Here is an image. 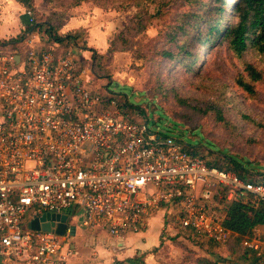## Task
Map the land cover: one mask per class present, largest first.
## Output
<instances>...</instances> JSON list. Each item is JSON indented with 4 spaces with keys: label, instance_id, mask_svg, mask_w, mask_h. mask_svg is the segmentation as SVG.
Masks as SVG:
<instances>
[{
    "label": "built area",
    "instance_id": "2783aa9c",
    "mask_svg": "<svg viewBox=\"0 0 264 264\" xmlns=\"http://www.w3.org/2000/svg\"><path fill=\"white\" fill-rule=\"evenodd\" d=\"M26 36L23 54L0 49V264H68L67 219L77 209L83 228L121 246L159 208L192 240L236 239L264 264L263 234L255 227L237 239L223 205L248 197L264 204V180L209 166L147 120L125 118L108 89L91 88L75 48L56 55ZM46 215L53 219L39 225L48 231L31 228Z\"/></svg>",
    "mask_w": 264,
    "mask_h": 264
},
{
    "label": "rangeland",
    "instance_id": "374dc122",
    "mask_svg": "<svg viewBox=\"0 0 264 264\" xmlns=\"http://www.w3.org/2000/svg\"><path fill=\"white\" fill-rule=\"evenodd\" d=\"M204 4L208 12L212 7L218 11L222 6L214 0H33L35 18L50 22L54 32L73 19L93 29L95 41L103 38L101 45H97L82 28L57 33L60 36L80 33L75 51L83 67L94 63L93 56H99L94 74L101 78H97L95 85L102 86V90L108 86L125 118L134 122L147 120L150 129H158L209 163L222 165L227 157H235L251 173L264 174V54L249 50L237 58L225 46L213 47L209 52L208 48L199 49L197 42L190 41V53H198L195 55L198 68L193 71H186L179 62L170 63L162 55L164 51L177 54L174 46L177 41L170 37L179 32L184 20L181 16L197 14L199 17ZM208 12L206 17H210ZM227 12L228 9L223 11L225 15H221L220 24L226 20ZM38 29L34 33L40 35L43 46H52L44 34L46 28ZM178 39L181 38L175 40ZM70 45L66 41L61 45L62 51L72 49ZM110 48L116 51L111 52ZM13 50L18 54L25 51ZM246 64L261 75L253 84V93L244 92L235 83ZM243 76L250 82L246 73ZM250 179L258 177L252 175ZM79 212L77 209L76 214ZM71 218L68 226L76 227L78 232L72 245L79 257L96 262L91 250L85 249L84 243L88 246L90 238L83 235L85 230ZM29 219L26 216V222ZM175 233L167 235L161 231L157 245L143 253L137 245L141 241L146 243L147 238L133 236L123 250L113 245L107 247L105 256L113 260L112 264H146L147 256L149 264H197L201 259L245 264L237 242L220 246ZM96 258L103 261L98 255Z\"/></svg>",
    "mask_w": 264,
    "mask_h": 264
},
{
    "label": "trees",
    "instance_id": "16d2710c",
    "mask_svg": "<svg viewBox=\"0 0 264 264\" xmlns=\"http://www.w3.org/2000/svg\"><path fill=\"white\" fill-rule=\"evenodd\" d=\"M25 9L32 14V25L29 30H35L41 27H45V33L56 43H63L68 41L69 43L76 42L80 39V33L67 34L65 36L57 35L54 32L50 22H42L37 20L36 12L33 6V0H17ZM198 1V0H193ZM215 3H220L222 6L217 11V8H213L205 11V4L202 6L203 12L199 17L197 14H184L181 16L184 18L179 26V32L170 37L171 40L177 41L174 46L178 49L177 54L174 55L173 51H164L163 56L169 58L170 63L174 61L184 65L186 71L196 70V56L192 55L189 51L190 41L198 43L199 47L208 48L207 51L213 49V47L225 46L229 53H232L237 58H240L247 51L264 54V0H214ZM228 9L227 18L222 24L224 13L223 11ZM207 12L210 13V17H206ZM223 14V17L221 16ZM196 21H190L191 19ZM202 25L200 28L199 25ZM204 28V29H203ZM179 35V36H178ZM181 38L180 40H175ZM191 39V40H189ZM23 37L11 39L9 41H0V48H6L7 46H14L21 42ZM178 45V46H177ZM2 46V47H1ZM111 49V48H110ZM200 49V48H199ZM115 52L116 50H110ZM188 60H184L185 58ZM99 56H93L92 59V71L95 73L96 59ZM243 73H246V77L250 79V82L245 80ZM243 73L237 75L235 78L236 86L241 88L244 92L253 93V84L257 82L261 75L257 72L252 65L246 64L243 68ZM101 78L100 76H97ZM112 96V94H109ZM114 96V95H113ZM188 154L199 156L194 152L184 149ZM205 159V158H204ZM206 160V159H205ZM207 162V161H206ZM209 166H214L220 170H226L233 172L241 179H247L250 181L264 180V174L258 172L256 174L250 172V168H246L238 158L227 157L222 165L213 164L207 162ZM256 175L258 179L251 180L250 176ZM224 210L226 213V219L224 226L237 235V239L250 236L253 228L258 226H264V204L257 203L251 197H248L244 201L235 202H223ZM189 231H181L179 235L188 236ZM191 239V238H190ZM233 242H238L234 240ZM232 243V242H231ZM230 243V244H231ZM229 244V245H230ZM238 245V243H237ZM228 246V245H227ZM241 253V257L248 261V264H256L257 259L252 255H249L248 251L243 250L238 246ZM223 260H208L201 259L197 264H221Z\"/></svg>",
    "mask_w": 264,
    "mask_h": 264
},
{
    "label": "crops",
    "instance_id": "0c3cea01",
    "mask_svg": "<svg viewBox=\"0 0 264 264\" xmlns=\"http://www.w3.org/2000/svg\"><path fill=\"white\" fill-rule=\"evenodd\" d=\"M31 18H32L31 12L27 11L25 9V7H23L17 0H0V41L4 42V41H9L11 39H16L18 37H23L24 40L17 43L14 47L15 48H21V50H25L26 47L23 43L27 38L26 35L29 33V34L35 35L37 37L35 42H34V46L37 48H42L44 50L53 49L55 51L54 53L56 55H61L62 53H65L66 51L71 50V48H70V49L62 51L61 45H64V43H66V42L56 43L52 39H50L48 35H47L48 36L47 38L49 41H51L53 43V45L44 47L43 46L44 43H42L43 40H42V38H40V35L39 34L36 35L34 33V30H29V27L32 25ZM79 23H81V22H73V19H70L69 21L64 22L61 25V27L58 29L57 33H59L61 35V34L82 28V29L86 30V32L88 33V36L91 38L93 43H96L97 45H101L103 38L95 41V39H93V37H92L93 35H95L94 30L91 29L90 27H87V26L79 24ZM38 30H40V29H38ZM40 32H42V31H40ZM44 34H46V33L44 32ZM12 46L13 45H10L7 47L12 48ZM70 46H72V49L77 47L74 42H72ZM73 46H75V47H73ZM15 48H12V49H15ZM58 50H61V51L59 52ZM23 53H24V51H23ZM82 55H83V53H82ZM83 57H84V59H87L86 56L83 55ZM91 66H92V62H91V65L89 64L86 67H83L82 63H80L78 65V67L84 69V71L86 73L88 72V73L92 74L94 79L92 82L93 83L92 87L91 86L90 87L100 89L102 86L95 85V81L98 80L99 78L95 76L94 72L92 71ZM105 89H109L108 86H106ZM166 213L167 212L162 208L153 210L150 213V217L146 221L145 230L140 234L128 235V237L124 240V242L121 246L120 245L118 246L115 242H113L110 237H108L104 234H101L99 232L88 231L80 225V227L85 230L83 235H86L90 238L89 239L90 242H89L88 246L86 243H84L85 249L91 250V254L95 258L96 262L90 261L87 258L79 257V254L77 252L76 247L74 245H72V244H74V239L78 236L77 228L71 227L72 233H71V236L69 238V241H70V245H71V249H72V255L68 258V264H112L113 260L108 259L107 256H105L107 254L105 250H107V247H111V245H113L115 248L117 247V249H119V250H123L124 248L127 247V241L129 239H131V237L138 236L141 240L142 239L144 240L147 238V240L145 241L146 243H143L141 241L137 245L138 251L143 253L144 251L148 250L150 247L157 245L158 235L161 231L165 232V234H167V235H171L172 232L173 233L176 232L174 235L180 234L181 229H179L178 224L175 223L173 225L170 222V216H168ZM71 217L73 219H76V221H78V223L80 224L81 212L76 214V211H75L73 215L69 216V218H71ZM72 218H71V220H72ZM68 219H67V224H68ZM258 229L264 236V226H258ZM96 242H97V244H96ZM204 242H206V241H204ZM238 246H239V244H238ZM97 255L99 256V258L101 257L103 259V261H100V259L96 258ZM69 260H70V262H69ZM241 260H243L245 264H248V261L246 259L241 258ZM148 261H150V259L147 256L145 258V263L149 264ZM131 264H134V262H132Z\"/></svg>",
    "mask_w": 264,
    "mask_h": 264
},
{
    "label": "water",
    "instance_id": "95a60500",
    "mask_svg": "<svg viewBox=\"0 0 264 264\" xmlns=\"http://www.w3.org/2000/svg\"><path fill=\"white\" fill-rule=\"evenodd\" d=\"M55 218L58 219V217H55ZM49 219H53V216L46 215V216L42 217L39 221L34 220L31 222L30 226L32 229H35V230H39L41 228L43 231H48L50 228L49 224L45 223L42 226H40L39 222H43V221L49 220ZM60 219H61L62 223L56 227L55 232L59 235H62L64 233V229H65V224L63 222L65 221L66 218H65V216H63Z\"/></svg>",
    "mask_w": 264,
    "mask_h": 264
}]
</instances>
